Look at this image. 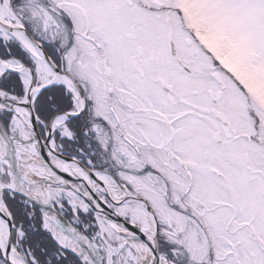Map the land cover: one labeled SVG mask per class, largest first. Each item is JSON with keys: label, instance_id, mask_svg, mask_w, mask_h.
<instances>
[{"label": "snow or ice", "instance_id": "obj_1", "mask_svg": "<svg viewBox=\"0 0 264 264\" xmlns=\"http://www.w3.org/2000/svg\"><path fill=\"white\" fill-rule=\"evenodd\" d=\"M0 264H264V0H0Z\"/></svg>", "mask_w": 264, "mask_h": 264}]
</instances>
